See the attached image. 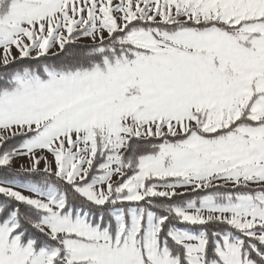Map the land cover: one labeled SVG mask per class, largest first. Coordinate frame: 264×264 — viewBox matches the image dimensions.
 <instances>
[{
  "label": "snow or ice",
  "instance_id": "6c2138e0",
  "mask_svg": "<svg viewBox=\"0 0 264 264\" xmlns=\"http://www.w3.org/2000/svg\"><path fill=\"white\" fill-rule=\"evenodd\" d=\"M0 264H264V0H0Z\"/></svg>",
  "mask_w": 264,
  "mask_h": 264
}]
</instances>
